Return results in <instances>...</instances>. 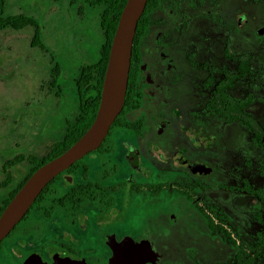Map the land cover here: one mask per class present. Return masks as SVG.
Listing matches in <instances>:
<instances>
[{"label": "flooded vegetation", "instance_id": "1", "mask_svg": "<svg viewBox=\"0 0 264 264\" xmlns=\"http://www.w3.org/2000/svg\"><path fill=\"white\" fill-rule=\"evenodd\" d=\"M260 8L256 0H151L136 40L137 108L125 114L120 142L112 132L104 142L108 153L121 147L114 156L128 167L122 179L106 174L101 185L89 181V166L74 169L83 180L57 201L73 209L51 206L37 217L31 210L0 243V264H111L141 243L153 254L138 264L264 262L254 251L264 238V99L255 91L256 71L264 75ZM258 81L264 85V77ZM170 168L181 176L152 179L169 177ZM163 195L169 201L161 202ZM148 200L190 209L193 224L198 218L220 237L232 258H176L197 245L160 241L155 226L128 232L139 213L132 209Z\"/></svg>", "mask_w": 264, "mask_h": 264}, {"label": "rangeland", "instance_id": "2", "mask_svg": "<svg viewBox=\"0 0 264 264\" xmlns=\"http://www.w3.org/2000/svg\"><path fill=\"white\" fill-rule=\"evenodd\" d=\"M256 3L262 7L259 14L264 19V0H256ZM19 14L34 19L49 51L31 46L33 28L21 31L8 29L0 33V184L5 178L3 166L7 161L16 156H42L51 143L62 137L66 122L78 113L75 79L81 69L97 63L103 46L100 9H89L85 0H6L5 17ZM262 55L264 57V53ZM56 64L60 65L61 74L59 83L54 88L49 84V79ZM255 76L257 99H264V85L258 81L264 75L256 71ZM147 110L152 113L150 108ZM137 118L139 117L134 116L133 120ZM260 126L264 130V121H261ZM123 131L114 128L111 131L113 140L119 138L120 142L125 136ZM110 145L105 143L101 151L91 153L82 160L84 167L89 166V181L105 185L103 179L106 174H109L110 179H122L118 176L122 172L121 168L128 167L124 166L118 156H114L115 152L122 151L121 147L115 143L111 149L113 152L108 153ZM29 170L27 163L14 169V183L7 190L0 189V201ZM115 170L118 171L117 174ZM169 171V177L160 172L152 176V179L173 180L181 176V172L177 170L170 168ZM82 180L81 169L64 175L46 194L44 204L34 209L33 217L40 216L43 210L51 206L57 210H72L71 204L61 208L57 201ZM178 197L176 193L174 200L182 201ZM169 199V196L163 195L161 202ZM174 203L175 205L170 206L148 200L141 207L132 209L139 213L134 224L128 222L125 226L127 231L144 232L146 225L155 226L158 227L156 231L160 241H174L178 249L186 243L197 245L188 251H178L176 258H203L212 261L232 258L230 249L222 244L220 237L206 233L198 218L195 220L198 225H194L189 217L190 209L185 213L180 212L178 204ZM257 264L264 262L257 260Z\"/></svg>", "mask_w": 264, "mask_h": 264}, {"label": "trees", "instance_id": "3", "mask_svg": "<svg viewBox=\"0 0 264 264\" xmlns=\"http://www.w3.org/2000/svg\"><path fill=\"white\" fill-rule=\"evenodd\" d=\"M127 1L128 0H85V4L89 9L91 10L100 9V27L103 36V46L100 49L99 60L97 61V63L81 69L79 76L75 79V86L77 89V98H78V113L74 116L72 120L66 122L65 128L62 133V137L57 141L51 143L45 149L42 156H37V155L16 156V158L7 161L4 164L3 174L5 178L4 181L0 184V189L2 190L9 189L11 185L14 183L13 173H14V169L17 166L27 163L30 166V170L24 177L21 178V180L16 185L12 187V189L7 193V195L0 201V216L4 211V209L7 207V205L10 203V201L14 198L17 192L24 186V184L33 175L34 172H36L40 167H42L46 163L52 161L53 159H56L57 157L65 153L81 137H83V135L92 126L100 106L101 93H102L104 78L108 66L112 42L118 27V23L122 11ZM150 1L151 0H149L147 7L149 6ZM5 9H6V0H0V33L8 29L14 31H21L29 27L33 28L34 34L31 41V46L33 48H40L41 50L49 51L42 41V31L40 27L36 24L34 19H32L31 17L25 14H19L7 18L5 17ZM144 19H145V14L142 16L141 20L139 21L135 36L126 103L121 115L117 119L111 131L114 128L125 129L129 125V122L126 119L125 114L137 108L135 103L136 85L134 80L135 69L137 68L136 40ZM60 74H61V67L59 64H56L52 69L49 79V84L53 85L54 88H56V85L59 83L58 81ZM103 147L104 145L101 148ZM79 166H84L83 161L76 163L68 171L71 174L72 171L74 169H77ZM85 172H88V168L85 169ZM65 174L66 172L61 174L45 188V190L42 192V194L33 204L30 211L34 210L40 204L43 203V200L45 199L46 194L50 191L51 187L55 185L58 181H60ZM71 193L73 192H69V194ZM73 206L74 204H72V207ZM240 249H241L240 257L247 259L248 248L241 246ZM254 251L257 256L258 254L264 256V238H261L259 244L256 245ZM254 262H255L254 259H250V261H248L247 263L255 264Z\"/></svg>", "mask_w": 264, "mask_h": 264}, {"label": "water", "instance_id": "4", "mask_svg": "<svg viewBox=\"0 0 264 264\" xmlns=\"http://www.w3.org/2000/svg\"><path fill=\"white\" fill-rule=\"evenodd\" d=\"M148 2L127 1L112 42L100 106L92 126L65 153L34 172L17 192L0 216V243L22 222L52 181L89 154L98 151L108 138L126 103L135 36ZM187 167L194 173L198 168ZM150 254H153L151 247L145 248L143 243L134 244L115 255L111 264H138Z\"/></svg>", "mask_w": 264, "mask_h": 264}]
</instances>
